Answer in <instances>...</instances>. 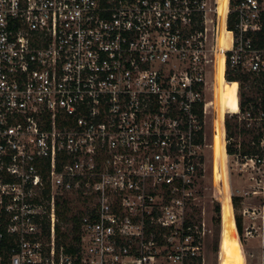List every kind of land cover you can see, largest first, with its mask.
Masks as SVG:
<instances>
[{"label": "built area", "instance_id": "1", "mask_svg": "<svg viewBox=\"0 0 264 264\" xmlns=\"http://www.w3.org/2000/svg\"><path fill=\"white\" fill-rule=\"evenodd\" d=\"M233 1L221 24L215 0H0V264H161L174 239L194 254L217 63L264 75V0ZM242 165L259 174L264 153ZM73 197L67 244L57 199Z\"/></svg>", "mask_w": 264, "mask_h": 264}, {"label": "rangeland", "instance_id": "2", "mask_svg": "<svg viewBox=\"0 0 264 264\" xmlns=\"http://www.w3.org/2000/svg\"><path fill=\"white\" fill-rule=\"evenodd\" d=\"M213 4V0H207V6ZM220 20V18H219ZM238 82V81H237ZM234 87L232 84L225 85L222 98L223 104L219 103L215 112L209 108V118L206 119V127L204 129L205 146L202 150V165L200 168L199 183L193 193V199L188 202L185 210V218L195 226L199 232L196 239L197 250L194 254L189 248H185L183 243L178 239L172 242L166 240L165 256L160 259L161 264H181L178 260H173L171 254L176 250L188 252L190 256L200 257L201 264H227L225 256L222 253V240L227 234V225L231 227V232L235 234L241 243V261L239 264H264V218L262 217L263 193L254 194V191H264V168L260 170L253 169L250 166L242 165L244 156L240 155V147H236L237 151L233 155H229L224 150L214 152L210 148L211 136L218 127L225 130L224 119H231L232 123L239 126L253 127L252 120H245L241 114H229L239 108V82ZM207 93L211 96V84L208 83ZM225 84L221 79L219 86ZM218 86V87H219ZM238 88V92H237ZM218 89V88H217ZM235 91V92H234ZM233 92V93H232ZM236 94L235 96H233ZM228 95V96H227ZM210 98V97H209ZM237 101V102H236ZM220 116L222 119H220ZM219 117V118H218ZM221 125L218 126V121ZM254 121V122H253ZM215 127V128H214ZM225 139V149L228 143L232 148L243 138ZM262 149H264V139H262ZM235 148V149H236ZM226 156V157H225ZM237 197L236 207L233 208L231 197ZM79 207V206H78ZM219 208V214L217 212ZM235 216L241 221V235L238 234ZM219 217L220 222H216ZM189 245V242H185ZM242 262V263H241Z\"/></svg>", "mask_w": 264, "mask_h": 264}, {"label": "trees", "instance_id": "3", "mask_svg": "<svg viewBox=\"0 0 264 264\" xmlns=\"http://www.w3.org/2000/svg\"><path fill=\"white\" fill-rule=\"evenodd\" d=\"M230 5H234V1L231 0ZM233 15L229 17V28L232 27ZM258 37L264 42V26ZM227 81H238L239 82V107L241 113H246L250 111L253 117L257 114L262 113L263 121L258 127L246 128L244 125L239 126L236 122L232 123L227 117L225 120V134L226 139H233L242 137L243 139L239 143H232L235 148L240 147V155H256L263 154L264 149L260 146L261 140L264 138V75L256 76L248 73L229 71L226 72ZM222 95L216 97L217 105L219 103L223 104V101H219ZM219 118V117H218ZM220 119L221 116H220ZM224 122V121H223ZM218 126L221 125V120L217 123ZM218 128V127H217ZM218 129H222L221 126ZM232 148L231 143L226 145V153L229 155L235 154L237 148ZM237 197H231V203L233 208L236 207ZM77 198H58L57 199V237L63 243H76L78 241L79 235V218L82 213L81 209L78 207ZM217 212L219 214V208L217 207ZM235 224L237 232L239 235L242 233L240 218L235 216ZM216 222H220L219 217ZM193 225L188 220H185V227ZM227 234L222 240V253L225 256V262L227 264H239L241 261V243L238 238L231 232V227L227 225ZM162 244V243H161ZM166 244V241H165ZM196 241L192 242V245H196ZM181 264H201L200 257L190 256L188 253L182 258ZM223 264V260H222Z\"/></svg>", "mask_w": 264, "mask_h": 264}, {"label": "bare ground", "instance_id": "4", "mask_svg": "<svg viewBox=\"0 0 264 264\" xmlns=\"http://www.w3.org/2000/svg\"><path fill=\"white\" fill-rule=\"evenodd\" d=\"M227 1L228 0H215L216 13H217L218 17L220 18L219 21L221 24L225 18L226 13H227ZM228 36H229V34H226V35L223 34V37H222V33H221L218 37L219 45L222 47H225L226 49H228L230 47ZM224 38H226V39H224ZM221 79H224V81H225V84L224 85L222 84V87H220L218 85ZM236 82L237 81H227L225 79V77L223 75V60L220 59L217 63V68H216V73H215L214 83H213V92H214V98H215L214 112L217 108V101H216L217 95L218 96H220V94L226 95V94H223L224 90H222L221 88H225V85L230 86V84H232V86L236 87L237 86ZM235 95L236 94H234L233 96H235ZM237 112H238V106H237L236 110L232 111V113H229V114H235ZM224 135H225L224 129H218V128L215 129L213 136H211V138H210L211 139L210 148L212 149L213 152L215 150H217L219 152L224 150L226 152Z\"/></svg>", "mask_w": 264, "mask_h": 264}, {"label": "crops", "instance_id": "5", "mask_svg": "<svg viewBox=\"0 0 264 264\" xmlns=\"http://www.w3.org/2000/svg\"><path fill=\"white\" fill-rule=\"evenodd\" d=\"M242 258V257H241ZM242 263V262H241Z\"/></svg>", "mask_w": 264, "mask_h": 264}]
</instances>
